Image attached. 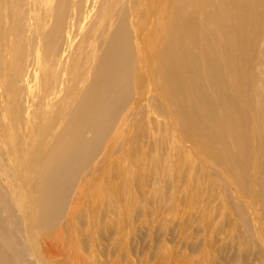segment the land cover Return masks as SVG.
I'll return each mask as SVG.
<instances>
[{"label":"rangeland","instance_id":"rangeland-1","mask_svg":"<svg viewBox=\"0 0 264 264\" xmlns=\"http://www.w3.org/2000/svg\"><path fill=\"white\" fill-rule=\"evenodd\" d=\"M118 1L91 0L86 9L66 8V21L62 17L50 51L48 37L40 34L36 22L46 34L48 16L55 6L53 0L46 1L48 7L40 6L38 0H18L22 2L16 8L20 18L18 31L3 15L14 9L12 0L0 2V127L5 126L10 136L19 135L22 139L9 118L12 112L2 111L1 104L9 105L8 99L20 87L24 95L34 96L31 116L41 119L61 114L60 97L73 96L79 89H84L85 96V90L95 83L113 87L117 94L115 99H102L106 106L98 105L99 113L109 111L113 115L108 126L94 124L96 130L104 133L105 146L91 148L90 157L78 165L76 181L64 195L55 224L35 223L33 232L37 237L28 235V220L41 216L42 212L37 207L27 215L24 207L19 208L25 201L24 186L22 183L19 187L23 192L19 191L18 196L14 187L10 189L17 177L12 171L14 159L7 161L5 148L0 145V203L9 196L7 203L15 209L22 243V250L15 252L13 243L3 240L10 235L12 219L9 212L0 211V242L5 245L0 250V264H264V233L256 216L257 208L252 210L242 184L236 183L224 169L221 157L217 160L207 151L203 154V145L199 151L198 142L207 137L206 133L197 136L200 116L186 124L163 102L170 85H183L186 91L181 90L189 96L199 93L182 76L162 71L160 51L169 52L172 34L157 24L155 27L148 24L152 12L142 8L139 14L131 16L129 0H124L123 6ZM263 8L264 4H260L261 13ZM111 12L112 17L108 15ZM120 31L127 34L132 51L130 87L114 77L121 58L110 38ZM257 32L260 37L253 46L256 51L250 68L262 59L264 49V28ZM22 41L28 45L23 46ZM147 46L154 47L151 58ZM13 54L18 56L20 65L12 72L5 94V61ZM150 60L158 63L150 64ZM94 71L101 72L104 79H96ZM196 79L202 91V75L198 74ZM127 91L130 97L121 114L122 94ZM248 97L250 101L245 106L250 119L248 133L260 140L256 116L259 104L254 94ZM64 103L66 106L73 101L66 98ZM157 105L161 110L156 113ZM222 113L215 110L218 116ZM92 121L101 120L97 117ZM23 122L27 124L26 120ZM116 124L121 129L113 133ZM132 136L136 139L129 143ZM24 141L29 142L27 134ZM107 142L113 147H107ZM128 147H135L133 157H124L123 151ZM263 150L250 140L245 159L248 169L263 167L262 158L255 160L256 154ZM25 164L34 169L31 159ZM17 171L18 176L23 175L20 166ZM106 180L112 184V198L103 188Z\"/></svg>","mask_w":264,"mask_h":264},{"label":"bare ground","instance_id":"bare-ground-1","mask_svg":"<svg viewBox=\"0 0 264 264\" xmlns=\"http://www.w3.org/2000/svg\"><path fill=\"white\" fill-rule=\"evenodd\" d=\"M46 1L50 0H38V3L40 6L48 7ZM53 1L55 6L48 16L47 35L42 33L43 29L39 21L36 22L40 34L48 37L46 42L49 51L53 47L55 36L59 33L62 17L66 21L68 13H64V10L69 7L71 11L76 6L86 9V4L91 2V0H79L78 3L76 0ZM12 2L14 6L12 12L10 14L3 12V15L6 16L7 22L15 24L13 27L15 31H18L20 18L16 8H20L22 2L18 0H12ZM168 2H171L170 7H168ZM118 3L123 6L126 2L119 0ZM260 4H264V0H129L128 15L134 16L135 12L139 14L144 8L153 13L148 24L153 27L157 24L172 34L169 52L160 51L159 63L162 71L182 76V80L189 81V84L195 86L199 93L189 96L184 92L186 90L183 85H170L169 93L163 102L186 124L192 123L197 116H200L197 136L200 137L206 133L207 137L202 143L198 142L199 151L200 146L203 145L204 149L201 151L203 154L207 151L217 160L221 157L224 169L236 183L242 184L252 210L254 207L257 208L256 216L261 221L263 234L264 164L262 168L252 170L245 165L250 140L264 148V49L262 59L259 58L255 67L250 68L256 51L253 46L260 37L257 31L264 28V12L259 11ZM101 8H106L105 1L102 2ZM262 10L264 11V8ZM165 12H167L166 16ZM108 15L112 17L113 12ZM110 42L115 45V50L121 58L114 77H118L123 85L130 87L131 58L129 53L132 51L128 44L129 38L125 32L120 31L110 38ZM134 43L136 45L138 39H135ZM22 45L27 46L28 42L22 41ZM153 49L154 47L147 46L150 58L153 55ZM136 52L141 53L139 49H136ZM149 63L158 62L150 60ZM18 65L20 62L17 55L7 57L5 94L9 89L12 72L17 69ZM94 72L96 79H104L101 72ZM198 74L203 77L202 91L196 79ZM85 81L88 79L86 78ZM14 83L18 84L16 80ZM203 84H205L204 89ZM93 86L95 88L90 86L85 90V96H83L84 89H79L73 96L66 94L60 97L58 104L61 106L59 110L61 114L56 113L44 119L37 115L31 116L35 98L31 94L24 95L21 87L8 99L9 105L2 106L1 104L2 111L12 112L9 118L15 131H20L23 139L19 135L10 136L5 126L0 127V145L5 148L7 161L14 159L13 168L10 163L8 165H11L9 167L17 176L16 184L13 183L10 189L14 187L13 191L18 196L19 191H22L19 187L23 183L25 201L19 208L24 207L27 215H31L37 207L42 212L41 216L29 218V236H36L33 232L35 223L38 226L40 223H43V226L55 224L64 195L70 192L76 181L74 175L78 172V165L90 157L91 148L105 146L107 139L104 133L95 129L94 124L103 123L108 126L112 123L113 115L108 111L111 115L108 121V112L99 113L98 105L106 106L102 104V99L108 98L109 100V97L115 99L117 94L113 92V87H103L101 82ZM249 94H254L259 104L256 116L261 131L258 132L260 140H255L248 133L250 119L245 106L250 101ZM129 97V91L122 94L121 114L125 110L124 107ZM66 98L71 99L73 103H66L64 106ZM216 109L223 111L221 116L215 114ZM159 110L161 108L157 105L154 111L157 113V111L160 112ZM23 116L27 124L23 122ZM97 117L100 118V122L92 121ZM24 128H27V131H24ZM120 129L121 125L116 124L113 133L119 132ZM25 134L29 137L28 143L24 141ZM134 139H136L135 136H132L128 142L132 143ZM106 146L113 147L109 142ZM135 147L126 148L123 151L124 157L130 158L135 154ZM24 148L29 151L25 152ZM257 157L262 158L264 162V150L261 154H256L255 160ZM30 159L34 162L33 170L29 164H25V161L28 163ZM19 166L22 168V176H18ZM1 179L0 172V182ZM111 185L108 182L103 187L108 197L112 193ZM6 189L8 190L9 187ZM9 195L11 197L13 194ZM8 197L7 195V198L0 203V211L9 212L12 219L9 223L10 235L4 236L3 240L13 243L12 249L20 252L22 243L19 240L18 221L14 213L15 209L8 204L9 202L7 203ZM239 213L242 216L240 210ZM261 230L259 229L260 232ZM260 238H263V235ZM4 241L0 242V250L5 247Z\"/></svg>","mask_w":264,"mask_h":264}]
</instances>
